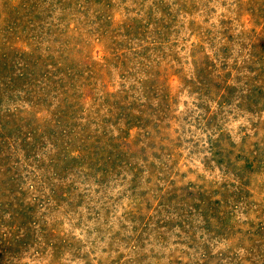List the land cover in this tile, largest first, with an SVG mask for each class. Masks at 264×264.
<instances>
[{
	"label": "rangeland",
	"instance_id": "1",
	"mask_svg": "<svg viewBox=\"0 0 264 264\" xmlns=\"http://www.w3.org/2000/svg\"><path fill=\"white\" fill-rule=\"evenodd\" d=\"M0 264H264V0H0Z\"/></svg>",
	"mask_w": 264,
	"mask_h": 264
}]
</instances>
